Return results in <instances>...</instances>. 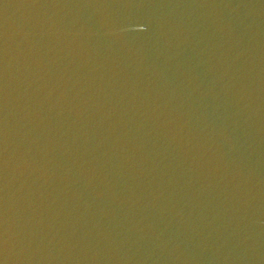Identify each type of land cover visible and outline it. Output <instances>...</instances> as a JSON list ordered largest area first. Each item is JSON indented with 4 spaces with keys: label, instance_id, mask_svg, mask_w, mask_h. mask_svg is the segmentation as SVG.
Wrapping results in <instances>:
<instances>
[{
    "label": "water",
    "instance_id": "obj_1",
    "mask_svg": "<svg viewBox=\"0 0 264 264\" xmlns=\"http://www.w3.org/2000/svg\"><path fill=\"white\" fill-rule=\"evenodd\" d=\"M0 264H264V0H0Z\"/></svg>",
    "mask_w": 264,
    "mask_h": 264
}]
</instances>
